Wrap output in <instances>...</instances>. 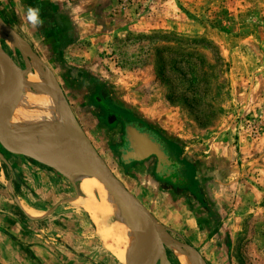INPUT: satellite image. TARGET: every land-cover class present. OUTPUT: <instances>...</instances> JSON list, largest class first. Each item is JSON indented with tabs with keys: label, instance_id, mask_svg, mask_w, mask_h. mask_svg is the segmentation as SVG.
<instances>
[{
	"label": "rangeland",
	"instance_id": "1",
	"mask_svg": "<svg viewBox=\"0 0 264 264\" xmlns=\"http://www.w3.org/2000/svg\"><path fill=\"white\" fill-rule=\"evenodd\" d=\"M6 3H0V17L50 70L94 147L162 230L184 238L205 264H264V0ZM33 3L40 27L26 20V5ZM6 42L0 37L2 48ZM60 43L61 65L100 80L200 165L217 214L212 232L199 235L183 202L156 188L145 173L129 168L125 174L118 167L108 137L85 115L54 62L50 49ZM12 48L8 55L23 67ZM43 166L55 183L38 233L40 249L57 255L56 264H120L109 250L110 208L88 213L77 186ZM173 249H167L170 264H180ZM69 256L72 262L65 261Z\"/></svg>",
	"mask_w": 264,
	"mask_h": 264
},
{
	"label": "water",
	"instance_id": "2",
	"mask_svg": "<svg viewBox=\"0 0 264 264\" xmlns=\"http://www.w3.org/2000/svg\"><path fill=\"white\" fill-rule=\"evenodd\" d=\"M0 33V37L19 52L25 65L20 67L16 64L0 46V89L11 86L10 89L14 92L10 96L5 115L0 116V146L11 154L22 155L47 166L68 180L66 167L56 159L60 156L73 159L82 173L103 184L106 194L113 196L122 207L123 214L120 218L134 235L132 249L124 264H170L167 255L169 248L184 250L192 256L195 264H205L196 248L184 238L176 239L165 233L156 217L115 176L80 125L50 70L1 17ZM34 62L43 70L45 82L54 94L64 122L55 130H38L23 135L13 130L12 113L20 97V85L32 73ZM127 131L131 135L135 134L130 127ZM139 137L140 143L135 146L136 149H155L148 139ZM95 194L98 195V191ZM148 253L152 258H147Z\"/></svg>",
	"mask_w": 264,
	"mask_h": 264
},
{
	"label": "flooded vegetation",
	"instance_id": "3",
	"mask_svg": "<svg viewBox=\"0 0 264 264\" xmlns=\"http://www.w3.org/2000/svg\"><path fill=\"white\" fill-rule=\"evenodd\" d=\"M60 45L50 49L54 62L64 70V82L79 96L78 103L85 115L94 122L101 135L108 137V149L116 158L118 167L125 174L129 168L137 173H145L156 188L170 198L183 202L195 220L198 231L204 234L212 232L215 229L212 223L215 214L205 194L204 173L200 165L184 154L180 142L117 101L100 80L83 69L64 62L61 65ZM128 127L135 134H129ZM138 134L148 139L155 149H136L135 146L140 143Z\"/></svg>",
	"mask_w": 264,
	"mask_h": 264
},
{
	"label": "crops",
	"instance_id": "4",
	"mask_svg": "<svg viewBox=\"0 0 264 264\" xmlns=\"http://www.w3.org/2000/svg\"><path fill=\"white\" fill-rule=\"evenodd\" d=\"M0 1L3 7L9 5L6 3L9 0ZM43 167L0 146V264L57 263V255L40 249L38 237L41 223L48 219L50 210L48 202L53 194L49 187L55 183L53 174ZM195 231L203 234L198 229ZM72 259L69 256L65 261L72 262Z\"/></svg>",
	"mask_w": 264,
	"mask_h": 264
},
{
	"label": "bare ground",
	"instance_id": "5",
	"mask_svg": "<svg viewBox=\"0 0 264 264\" xmlns=\"http://www.w3.org/2000/svg\"><path fill=\"white\" fill-rule=\"evenodd\" d=\"M1 35L2 33H0ZM6 44V48L3 46L6 52H13L12 46L8 42ZM20 87V97L12 113V127L16 133L24 135L38 130H55L63 124L60 107L54 99L53 92L45 82L43 70L37 63H32V73L24 78ZM10 88L11 86H4L0 89V116L5 115L10 96L14 95ZM56 160L66 167L69 181L73 183L71 184L74 187L77 186L82 193L84 199L81 204L88 213L94 214L97 209L110 208L111 214L109 215L111 216L110 219L113 220L114 227L109 250L120 264H124L132 249L134 235L122 217L120 218L123 214L122 207L118 205L113 196L110 195V197L106 194L107 190L103 184L82 173L75 160L62 156ZM97 191L98 197L95 194ZM174 251L180 264H195L192 256L186 251L180 249H174ZM167 255L169 258L168 250ZM148 257L152 258V255L148 253Z\"/></svg>",
	"mask_w": 264,
	"mask_h": 264
},
{
	"label": "clouds",
	"instance_id": "6",
	"mask_svg": "<svg viewBox=\"0 0 264 264\" xmlns=\"http://www.w3.org/2000/svg\"><path fill=\"white\" fill-rule=\"evenodd\" d=\"M26 20L33 27H40L43 24V20L40 16V9L33 6L27 7Z\"/></svg>",
	"mask_w": 264,
	"mask_h": 264
}]
</instances>
